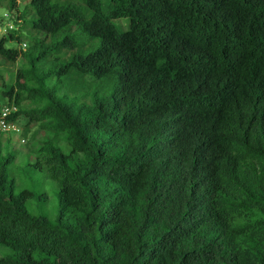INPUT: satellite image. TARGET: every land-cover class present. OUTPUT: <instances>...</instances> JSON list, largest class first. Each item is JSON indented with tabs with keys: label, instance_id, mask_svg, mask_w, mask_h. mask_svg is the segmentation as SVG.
I'll return each mask as SVG.
<instances>
[{
	"label": "trees",
	"instance_id": "obj_1",
	"mask_svg": "<svg viewBox=\"0 0 264 264\" xmlns=\"http://www.w3.org/2000/svg\"><path fill=\"white\" fill-rule=\"evenodd\" d=\"M19 2L3 107L57 213L0 134V264H264V0Z\"/></svg>",
	"mask_w": 264,
	"mask_h": 264
},
{
	"label": "rangeland",
	"instance_id": "obj_2",
	"mask_svg": "<svg viewBox=\"0 0 264 264\" xmlns=\"http://www.w3.org/2000/svg\"><path fill=\"white\" fill-rule=\"evenodd\" d=\"M19 1V10H22L29 2V0ZM17 13L18 9L10 11L4 4L0 6L1 35L8 33L6 29L9 19L14 24L15 28L17 27L15 24ZM6 14L9 15V18L6 17ZM8 45L16 46V44L14 43H9ZM18 47L25 49L27 47V43L24 42L18 45ZM22 65L23 60L18 59L14 67H11L9 65H4L3 67H1L0 70L3 72L2 79L6 82H14L16 77V71ZM3 80H1V82ZM3 104L4 99L2 97V92L0 88V107H3ZM25 122L26 118L22 116L17 123V127H19V132H14L11 135V140L9 142L8 149L16 153L15 164L12 168V176L16 180L20 189L29 188L37 191L38 193L45 194V198L41 201V203L36 199H29V210L34 214L42 212L47 215L51 220H54L57 213V199L55 196L57 184L48 176L47 171L43 167L33 169V166L31 165V163H35L39 157V153L36 151V149L39 147L38 141L43 138L44 133H38L35 140L31 141V133L36 130V127H33L29 135L27 137H23L22 125ZM8 252L9 251L7 249L0 247V257H2Z\"/></svg>",
	"mask_w": 264,
	"mask_h": 264
},
{
	"label": "built area",
	"instance_id": "obj_3",
	"mask_svg": "<svg viewBox=\"0 0 264 264\" xmlns=\"http://www.w3.org/2000/svg\"><path fill=\"white\" fill-rule=\"evenodd\" d=\"M6 17L9 18V15L6 14ZM14 28H15L14 24L9 19L6 30L8 31ZM14 110H16L15 107L1 108L0 110V134L8 133V132H19V127H17V123H11L7 120L8 115Z\"/></svg>",
	"mask_w": 264,
	"mask_h": 264
},
{
	"label": "clouds",
	"instance_id": "obj_4",
	"mask_svg": "<svg viewBox=\"0 0 264 264\" xmlns=\"http://www.w3.org/2000/svg\"><path fill=\"white\" fill-rule=\"evenodd\" d=\"M8 32V31H7Z\"/></svg>",
	"mask_w": 264,
	"mask_h": 264
}]
</instances>
